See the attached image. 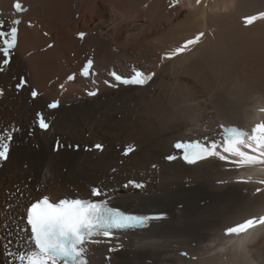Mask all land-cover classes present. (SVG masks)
Listing matches in <instances>:
<instances>
[{
	"label": "bare ground",
	"instance_id": "6f19581e",
	"mask_svg": "<svg viewBox=\"0 0 264 264\" xmlns=\"http://www.w3.org/2000/svg\"><path fill=\"white\" fill-rule=\"evenodd\" d=\"M13 1L0 0V9L7 13ZM20 1L29 5L21 16L34 26L20 24L10 69L0 74L5 89L0 124L20 128L0 167V264H7V230L30 200L88 195L97 184L110 188L148 178L142 191L115 190L112 204L140 213L164 211L169 219L122 235L118 240L124 247L110 261L103 258V245L93 246L90 264H264V232L252 244L239 241L237 247L222 238L225 227L264 210V184L258 183L264 169L247 175L240 174L244 167L219 160L198 166L163 161L176 139L209 137L220 124L244 126L259 117L264 19L245 26L242 18L264 12V0H179L175 6L173 0ZM83 31L86 35L78 39ZM200 31L205 37L193 50L161 61L165 52ZM87 57L94 58L98 77L110 65L128 74L132 62L156 76L142 88L100 84L93 98L84 92L90 89L87 79L76 77L58 89ZM20 74L29 86L16 94L8 84L12 87L11 76ZM31 87L40 95L28 101ZM55 98L59 108L45 111L50 128L29 136L26 128L35 110ZM58 139L64 147L54 151ZM96 142L103 151L92 149ZM76 144L79 149L68 147ZM124 144L136 146L127 157L121 155ZM238 177L251 180L235 183ZM16 188L23 189V198H14Z\"/></svg>",
	"mask_w": 264,
	"mask_h": 264
},
{
	"label": "snow or ice",
	"instance_id": "6c2138e0",
	"mask_svg": "<svg viewBox=\"0 0 264 264\" xmlns=\"http://www.w3.org/2000/svg\"><path fill=\"white\" fill-rule=\"evenodd\" d=\"M179 3V0H173V5ZM199 3V0H197ZM16 13H21L27 9L17 0L13 4ZM258 19H264V12L256 15H249L242 18L245 26L252 25ZM5 21L0 20V74L10 69L12 55L18 45V26L21 23L19 18L12 19L5 28ZM81 39L85 33L77 34ZM205 37V32H197L192 38L185 39L182 44L165 52L161 61L175 58L193 50ZM94 61L91 57L87 58L79 71L80 76L88 78L96 75L94 71ZM112 81L105 80L104 83L111 88H119L121 85L129 87H145L156 76V73L133 68L130 75H121L116 71L109 73ZM76 74L69 75L67 79L73 81ZM18 80L15 84L19 92L27 86L28 81L22 75L14 76ZM95 83V81H93ZM63 87V85H61ZM4 89L0 88V95H3ZM90 97L98 95V89L87 92ZM31 96L35 98L37 91L33 89ZM59 101H53L48 104L49 109L59 108ZM264 111V109H261ZM35 125L41 131H47L50 123L43 113L37 112ZM221 139H209L204 136L202 139H177L172 148L174 154L167 155L164 159L174 161L178 157L189 166H198L200 163L211 160L224 161L235 168H241L249 165H264V122L256 123L251 128V133L244 131L237 126L218 125ZM18 131L15 127L11 130L5 129L0 132V164L6 162L10 157L11 146L14 143L15 133ZM33 133L30 130L28 135ZM64 145L59 141L53 148L59 151ZM70 148L79 149V144L68 145ZM102 144H95L92 149L103 151ZM91 150V149H86ZM135 150L132 144L124 147L123 155L127 156ZM155 169L156 165H152ZM113 172L116 170L113 169ZM251 177L245 179L238 177L235 183H247ZM227 181H217L218 185H225ZM264 184V179L258 181ZM124 189L132 187L143 190L145 184L143 181L129 179L122 186ZM262 190L256 189L257 193ZM15 196L23 198L22 188L15 189ZM169 219L164 211H150L140 213L135 210H125L121 206L113 205L109 198V193L103 187L92 186L90 188L89 198L80 196L64 195L62 198L51 199L48 195H43L30 200L24 205V211L20 215L21 223L16 227L21 231L27 230V241L30 250L17 253H9L11 264H90L88 259L89 246L99 244L104 238L110 241L114 238L116 232H126L133 229H147L154 223L163 224ZM264 226V214L252 215L243 218L240 222H235L231 226L224 228L225 235H239L246 233L249 229L256 226ZM0 226H3L0 224ZM11 235V233H9ZM119 242L114 247H109V253H119L123 249ZM187 255V253H181ZM106 259L110 261L111 257Z\"/></svg>",
	"mask_w": 264,
	"mask_h": 264
},
{
	"label": "rangeland",
	"instance_id": "374dc122",
	"mask_svg": "<svg viewBox=\"0 0 264 264\" xmlns=\"http://www.w3.org/2000/svg\"><path fill=\"white\" fill-rule=\"evenodd\" d=\"M78 17H79V13L77 12V13H75L74 18H77V19H78ZM92 33L95 34V31H93ZM42 34H43V35H45V34L47 35V32H46V31H42ZM47 45H48V44H47ZM71 56H72V54H71ZM22 69H25V68H22ZM20 71H21V69H20ZM12 77H13V76H11V79H12ZM27 115H28V114H26V113L23 114L24 117L27 116ZM85 135H86V134H85ZM27 182H29V180H27ZM192 245H195V243L193 242Z\"/></svg>",
	"mask_w": 264,
	"mask_h": 264
}]
</instances>
